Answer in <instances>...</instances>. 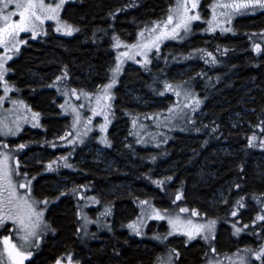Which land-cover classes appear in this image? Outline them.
<instances>
[{
    "label": "trees",
    "instance_id": "trees-1",
    "mask_svg": "<svg viewBox=\"0 0 264 264\" xmlns=\"http://www.w3.org/2000/svg\"><path fill=\"white\" fill-rule=\"evenodd\" d=\"M172 2L64 3L62 19L79 31L71 37L49 35L44 41L29 42L20 57L10 63L7 80L41 117L39 130L24 129L11 143H36L21 158L38 154L41 162H25L20 170L27 172L29 178L42 169L48 171L39 173L33 195L41 201L48 199L51 207L45 219L55 229L48 232L29 264H55L57 258L66 260L69 254L79 264H161L160 258L167 260L173 249L179 253L178 257L172 253L173 264H205L210 241L197 238L188 243L183 236H168L167 221L143 217L142 209L149 208L140 204L144 200H152L154 206H167L170 213L184 206L196 209L200 213L194 217L196 221L217 220L211 243L216 249L213 255L224 264L245 248L259 250L262 246L257 243V236L258 231L264 232V221L256 230L254 226L259 221L257 215L264 214V42L260 39L264 38V9L258 7L252 14L235 19L229 35L213 33L203 37L194 33L182 43L162 45L147 66L125 69L115 89V118L107 133L110 145L103 148L106 163H95L91 154L85 152L88 145L98 147L93 140L73 143L74 154L67 153L64 147L50 148L59 143L51 140L53 136L69 124L67 118L59 116L56 77L68 78L66 84L70 88L102 86L110 77L118 51L114 37L119 38L121 45L132 43L146 25L151 27L166 17L163 11ZM255 44L260 45V52L255 50ZM197 50L213 53L216 63L210 62L206 52ZM185 68L181 76H174L177 69ZM165 83L171 84L172 89H166ZM177 87L189 88L200 100L195 111L193 101L173 92ZM128 90H133L139 100L143 97L147 105L133 104L131 95L125 94ZM169 108L177 115L169 113ZM133 119H138L140 123L136 124L143 128H134ZM169 126H173V131L163 145L154 148L153 141H163ZM254 134L255 146H250L248 140ZM139 135L141 140L137 139ZM47 139L54 143H46ZM0 141H4L2 137ZM53 154L66 157L72 165L70 170H46L45 160ZM79 158L84 162L79 163ZM61 183L72 184L64 195L54 189ZM150 183L156 184L155 188ZM226 187L229 194L224 205L210 210L215 196ZM73 188L77 189L76 194L72 193ZM85 189L111 209L102 224L85 226L84 217L92 221L102 208L82 204L80 198ZM177 192L182 194L181 199L173 204ZM241 197L244 199L237 204ZM232 211L237 212L235 217ZM186 215L190 217V212ZM137 217L143 221L141 235L127 227ZM254 220L255 225H251ZM230 223L242 228L247 225L252 231L244 234V228L236 234ZM153 229L157 231L154 236H147ZM247 256L252 261L251 253Z\"/></svg>",
    "mask_w": 264,
    "mask_h": 264
},
{
    "label": "snow or ice",
    "instance_id": "snow-or-ice-1",
    "mask_svg": "<svg viewBox=\"0 0 264 264\" xmlns=\"http://www.w3.org/2000/svg\"><path fill=\"white\" fill-rule=\"evenodd\" d=\"M65 3V0H51V2H46V0H0V47L4 49L3 53H0V83L3 86L4 95H0V104H2L8 93L12 91L13 85H10L9 82L5 79L6 74L10 71L6 67L8 60L12 59L11 55H8L9 52L15 53L19 51V46L26 43L25 40L19 39L21 33H30L32 38H36L39 34H47L44 25L46 21H55L56 22V31H64L66 34L71 35L74 31H79L78 28H74L71 24L63 22L60 19V12ZM200 0H176L174 6H170L169 14L167 18L163 21H157L152 24L151 27L145 26L138 33V39L135 43L125 44L124 47L126 51L120 52L116 57V65L111 69L112 76L108 83L103 84L102 86H97L100 90L98 92H86L72 88L64 92L65 96H73L77 100L83 96V98L88 101V104L91 105L92 100H95V107L91 108L92 116L97 115V110L100 109L101 115L104 116L105 123L100 125V130L106 131L107 124L110 123L108 119L107 112L104 111L105 108L111 109L112 105L110 103H104L105 101H110L112 99L111 89L117 83V76L122 71L123 58L129 60H136V57H142L140 60H136L137 63L147 64L151 63L150 54H158L160 51L161 44L168 39H183L192 32V26L194 21H199L202 19L199 11H197ZM212 11V19L207 21L209 27L206 31L215 32L217 28H220V31L226 32L231 31L230 28L220 27L221 23H227L230 21L232 15L238 13L241 9L259 7L264 9V0H230V2H221V0H216L215 3L209 6ZM218 9L220 11H218ZM119 11V9L117 10ZM110 15H113L110 13ZM18 17V18H17ZM223 18V19H219ZM116 43L114 47L120 48L121 42L119 38L114 37ZM254 48L257 52L261 51L259 44H255ZM200 52H206V50H197ZM227 51V50H225ZM208 57H211V63H216V57L211 52H206ZM209 62V61H206ZM66 76L67 73L65 72ZM61 76L56 77V81H60ZM172 85L165 83V88L171 90ZM182 87V86H181ZM176 95H183L186 99H190L194 102V107L192 108L195 111L196 108L200 105V100L195 96V94L189 88H182L181 90L176 91ZM13 105H24L23 100H12ZM65 104L61 105V108H65ZM192 105H185V107H190ZM72 112L75 114L73 119L72 127L77 129L76 138H79L80 143H83V137H86L92 129L89 125L92 124V117H87L83 121V129H79L78 125L81 123V113L78 109H83L85 104L79 105H70L69 106ZM27 109V106L25 105ZM31 111L30 109H27ZM16 118L12 121H7L6 118H0V136H14L20 130V122L27 121V116H20L16 113L15 110H9ZM169 113H172L173 116L176 113L173 112L172 108L168 109ZM40 117V113L32 112L31 119L37 121ZM146 119L148 117H145ZM171 117H166L165 119H170ZM264 123V122H262ZM136 124V120L133 119V125ZM35 127L36 124H33ZM140 127H143L141 125ZM260 127V125H257ZM215 131V129H213ZM261 131H264V128H261ZM71 133H65V136H70ZM59 139L64 140L65 137H59ZM102 142L110 145V141L106 137H102ZM256 139L255 134L249 138L248 143L250 146H255L253 140ZM68 143H73L72 140H68ZM138 143L140 141H137ZM264 143V142H262ZM8 145L0 141V228H5L8 222H11L12 231L15 232V235L23 243L17 245L13 242L10 235H4L2 237L4 251L7 252L8 258L11 264H24V261L33 255L31 251L26 250V246L30 245L32 241L39 240L47 232H55L54 228H51L47 220L45 219V209L49 201L47 198L44 200H38L33 196L32 189V180L35 177L29 178L27 172H21V161L14 154L6 149ZM52 147H56L55 144ZM17 150L25 148L24 144H19L16 146ZM61 160L64 161V166L71 168L72 165L67 163L65 157H61ZM55 162H49L48 168L51 169L52 165ZM23 177V179H18ZM167 179H171L168 177ZM157 184L162 183L161 181H156ZM83 187V186H80ZM237 188L240 185H236ZM23 190V191H22ZM73 194L77 193V189L73 188ZM64 192H61L60 195H64ZM181 193L177 192L175 199L172 201L173 204L176 201L181 199ZM84 199L85 197H81ZM86 199L93 201L94 203H100L96 197H87ZM244 198L241 197L237 204ZM141 205H149V201L144 200L140 201ZM44 205L45 207H41ZM264 211V210H262ZM190 217H197L200 213L196 209L189 210L186 207H179L178 211L169 213L168 209H158L154 206L149 205V208L142 209V215L147 218H155L157 220H167L170 225L171 231L168 235H172L174 232L183 233L189 240L201 236L204 240L214 239V233L216 229L217 220L215 219H206L204 222H198L193 220L190 217H184L182 213H189ZM111 214V209L106 207L104 212L100 213L101 217H106ZM205 216L207 214H204ZM232 216H236L237 212L232 211ZM85 226L87 223H96L102 224L103 221L98 217L95 221H91L84 217ZM256 220L264 221V214H258ZM256 221L254 220L253 223ZM105 227H111L107 224H104ZM143 226V221L140 217H137V221L131 222L127 227L134 232L136 235H141V227ZM248 226L245 225L244 228ZM235 233L239 234L242 229L236 227V224H233ZM156 239H162L160 236H156ZM212 252H215V247H212ZM172 253H175L178 257L179 253L173 249L169 254L167 260L161 259V264H173ZM245 255H238L239 264H251V261L248 259L247 254L251 253L255 257L256 261H259L260 264H264V245H262L259 250H253L251 248L244 249ZM55 264H62V258H57ZM67 264H73L72 255L69 254L67 257ZM75 264H79V261H76ZM208 264H214L213 261H209ZM215 264H219V261H216Z\"/></svg>",
    "mask_w": 264,
    "mask_h": 264
},
{
    "label": "rangeland",
    "instance_id": "rangeland-1",
    "mask_svg": "<svg viewBox=\"0 0 264 264\" xmlns=\"http://www.w3.org/2000/svg\"><path fill=\"white\" fill-rule=\"evenodd\" d=\"M67 1L68 0H65V2H67ZM73 1H76V0H73ZM46 2H51V0H46ZM175 2H176V0H173L172 4L171 3L169 5L167 4L166 9L163 11V12H165L166 17L163 18V20H165L167 18V15L169 14V8H170V6H174L175 5ZM215 2H216V0H200V3H199L198 8H197V11H199L202 19L199 20V21H194L193 22L192 32L189 35H187L186 37H184L183 39H168V40H165L161 44V46L164 45V44H166V43H169V42L182 43V42H184L186 40H189L193 36L194 33H197V34H199L200 36H203V37L204 36H208L209 34H213V33H220L221 35H229L233 31V23H234V20L235 19L245 16V14H252V12H255L257 10V8H258V7H256L255 9H253V8L241 9L238 13L232 15L230 21H228L227 23H221L220 27H222V28H230L231 31L222 32V31H220V28H217L215 32H209V31H206V29L209 27L207 21H209L210 19H212V11H211V8L209 6L211 4H213V3H215ZM221 2H230V0H221ZM218 11H220V10L218 9ZM61 12H62V9H61ZM61 12H60V19H61V21L66 22L64 19H62ZM219 19H223V18H219ZM56 27H57L56 22L50 20V21H46L45 22V25H44V29H45V31L47 33L46 35L43 34V33H41L36 38H32V36H31L30 33H21L19 39L25 40L26 43L21 44L19 46V51L15 52V53H12V52H9L8 53V55H11L12 56V59L7 61L6 67L9 68L10 63L20 57L21 50L23 48H25L26 45H28L29 42H34V41H37V40L44 41V40L47 39V37L49 35H53L55 37H71V36H73L76 33V31H74L71 35H69V34H66L63 30L60 31V32H57L56 31ZM137 39H138V36L136 37V40L135 41H132V43H135L137 41ZM260 39L264 42V38H260ZM132 43H130V44H132ZM117 49H118V51L116 52V55H115V63L113 64L112 68H114L115 65H116V57H117V55L120 52H123V51H126L127 50V49H125L124 45H121V47L120 48H117ZM3 52H4V49L2 47H0V53H3ZM152 55H154V54H150V59H151ZM140 59H142V57H139V56L136 57V60H140ZM136 60H129L127 58H123L122 71L117 76V83L111 89L112 99L110 101H105L104 102L106 104L107 103H110L112 105V107H111L110 110L107 109V108L104 109V111L107 112V114H108V119H109L110 123L107 124L106 131H103V132L100 130V125L103 124V123H105V119H104V116L103 115L99 114L100 113V109L97 110V115L92 116L91 108L95 107V100L94 99L92 100L91 105H89L88 104V101H86L83 98V96H81V98L79 100H77L73 96H70V95L69 96H65L64 95V92L66 90L72 89V88L77 89L78 92L80 90H84L86 92H92V93L98 92L100 89L97 86H94V87L91 86V87H87V88L85 87L84 89H80L77 86H74V87L70 88V86H68V84H66V82L68 81V78H66V77H63L60 81H56V85L55 86H56L57 90L60 91V95H59L60 101H59V106H58V112L60 113L59 116L60 117L67 118L68 121H69V124L66 125V126H64L51 139L53 141L56 140V141L59 142L56 145L57 148L64 147V148L67 149V153H69V154H74L75 153L74 150L71 148V145L73 143H75V142L80 143V140H79V138H76V131H77V129H74L72 127L73 119H74V115L75 114L72 112V110H71V108L69 106L70 105H73V104H75V105L85 104V107L83 109H78V111L81 113V123L78 125V128L82 130L83 129V121L87 117H92V124L89 125V127L92 129V131H90L86 137H83V140L84 139L93 140L95 143L98 144V147L97 148H94V147H91V146L88 145L84 150H85V152H89V154H91L92 160L95 163H98V164L99 163L100 164L106 163V161L103 159V157H104V155H103L104 154V149L103 148L108 147V144L103 143L101 138L102 137H106L109 140L107 133H108V131H109V129H110L113 121H114V118H115V116H114V113H115V111H114L115 110V107H114L115 89L118 87V85H119V78L123 75L125 69H128V70L132 71L135 67L145 66L144 64L137 63ZM186 70H187V68H185L183 70H178L177 69L174 72V76H181ZM10 75H11V70L6 74L5 79L7 80V77L10 76ZM111 76H112V72L110 73V77L107 78L106 83H108L110 81ZM60 82H62V84L64 86L63 85H60ZM51 87L54 88L52 85H51ZM178 90H181L182 91V88L181 87H177V88L174 89L173 92L176 93V91H178ZM18 94H20V93L17 90V88L14 86L13 89H12V91L8 93V96L6 97L5 101L2 104H0V118H6V120L9 121V122L12 121V120H14L16 117L9 111L10 109H13V110L16 111V113L18 115H20V116H27L28 119H27V121H23L22 120L20 122V128H21V130L16 135H14V136H7V137L0 136V137L3 138V140H4L3 143H5V144H7L9 146L8 149H6V150L9 151V152H11V153H14L20 159L21 164H24L25 162H28V163H38V162H41V158L39 157L38 154H36V155H34V156L30 157V158H26L24 160H23V158H21L26 151H28L29 149H31V148H29L30 146H33L34 144H36L35 142H31V141L28 142L29 140H26L24 142H18V143H15V144H12L11 143L13 140H16L18 138V136H20L22 134V132L24 131V129H28L29 128V129L37 130V128L40 127V119H41V117H39L38 123H37V121H33L31 119V113L32 112H36V111L33 110V108H31L30 106H28V104L25 102V100L22 98V96H20ZM125 94L128 95V96L131 95V102L133 104H135V105L146 106L147 103H148L143 97H141L140 100L137 99V96L134 94V91L133 90H130V91L128 90V91H126ZM0 95H4L2 83H0ZM12 100H23L24 101V105H13L11 103ZM66 100H67V104L65 105V108H61V105L62 104H65V101ZM25 105L27 106V109H30L31 111H28L25 108ZM135 120L137 121L136 123H140V122H138V119H135ZM33 124H36V126L34 127ZM140 126L141 125L135 124L134 128H138V129L139 128H143V127H140ZM169 127L166 129V133H165V136L166 137H165V139L163 141L162 140H155V141H153L152 144H153L154 148H157L158 147V144L159 145H163V143L166 141L167 136H169V134L173 131V126H169ZM69 132L71 133V135L70 136H65V133H69ZM94 134H97V135L94 136ZM62 136L65 137L64 140L59 139V137H62ZM137 139H140L141 140V135H139V137ZM51 140L50 139H47V140H45V142L52 145L54 142L50 143ZM68 140H72L73 143H68L67 142ZM19 144H24L25 145V148L24 149H21V150H17L16 146L19 145ZM50 148L53 149L55 147H52L51 146ZM58 157L59 158H57V155L56 154L51 155L47 160H45L44 165H47L48 166L49 162H55V163H53L52 168L69 169L70 170L69 167H65L64 166V161L60 159L63 156L60 155ZM66 160H67V158H66ZM82 160L84 162V159L83 158H79L78 162L80 163ZM46 162H47V164H46ZM67 163H68V160H67ZM106 165L107 164H105V166ZM47 169H49V168L47 167L46 170ZM45 172H48V171H44L42 169V170H40L39 173L40 174H44ZM39 173H37V175H34L33 176V177H35V179L32 180V189H33V187H35V183L36 182H34V181L40 175ZM149 176H151V175H149ZM18 179H21L22 180L23 177H19ZM153 179H155V178H153ZM168 182L170 184L171 180H168ZM150 184H151L150 186L152 187V189L155 188V185L156 184H152V183H150ZM164 184L166 185L167 182H164ZM71 187H72V184L71 185L70 184L63 185V183H61L59 186H55L54 189L55 190H59L60 192H64L65 190H69ZM110 191H109V193H113L112 191L111 192ZM82 192H83L82 197H86V198L87 197H93V196L95 197V195H93L91 193V191H89V190H86L85 189ZM219 192L220 193H218L215 196V200L210 204V206H211L209 208L210 210L214 209L213 206H216V205L222 206L226 202L227 196L229 194L228 187H226L225 189H222V191H219ZM33 196H35V195H33ZM154 198L155 197H153V199ZM96 199H97V197H96ZM80 200H83L81 202H82V204L84 203L83 205L86 206V207H88V206H102V208L98 212L99 214L94 219H92V221H95L98 217L100 218V220H102L104 222L107 220L106 219L107 216L106 217H101L100 216V213L104 212V210L106 208V204L103 205L102 203H94L91 200H84L82 198H80ZM148 201H149V205L154 206V205H152V200L151 201L148 200ZM149 205H145V206H149ZM41 207H45V206L44 205H41ZM154 207L155 208H158V209H161V210L167 209V206H154ZM184 207H186V206H184ZM48 209H49V206L47 205L46 206V209H45V215L49 211ZM181 215L184 216V217H188V215H186V213H182ZM190 218H192L195 221L197 220L194 217H190ZM206 219H209V218H203V219H201L198 222H204ZM146 221H147V219H146ZM160 221L161 222H164V221H167V220L166 219L165 220H159V222ZM94 224L95 225H98L96 223H94ZM230 224L233 226V223H230ZM236 225L238 226V224H236ZM251 225H255V223L254 224H251ZM261 225H262L261 224V221H257L256 222V225L254 226V229L256 230L257 227L258 226H261ZM216 228H217V226H216ZM239 228H241L242 230L244 229V228H242V226H240ZM248 229L245 228V233L244 234L251 233V231H252L251 228H248ZM169 231H171V228H169L168 232H166L167 235H168ZM155 232H157V231L155 229H153V231L149 235H147V233H146V235L147 236H150V237H153ZM215 232H216V229H215ZM48 234L49 233L47 232L39 240H35L34 239L30 245H27L26 246V250L27 251H31L33 253V255H34L36 253V251H38V249H40V245L48 237ZM258 234L259 235L257 236V243H259L260 245H263L264 243L261 244V241H264V232L261 233L260 231H258ZM4 235H10L11 238H12V240H13V242L16 243L18 246L21 245L23 242L20 241L19 238L15 235V232L12 231L11 222H8V224L6 225L5 228H0V264H11V262H10V260L8 258L7 252L4 251V245H3V241H2V237ZM172 235L183 236L185 238L186 242H188V243L196 240L197 238H202L201 236H197L196 238H194L192 240H189L187 238V236H185L183 233H178V232H174ZM172 235H168V236H172ZM144 237H145V235H144ZM207 241H210L209 242V246H210L209 252L210 253L208 254V257L206 259V263L205 264H208V262L210 260L213 261L214 264H215V262L218 261V260H217V258H215V256L213 255V252L211 251V249L213 247L211 242H213V239H209ZM35 242H36L37 246L34 244ZM32 249H34V250H32ZM240 253H244V250L241 251V252H237L236 254H240ZM33 255L31 257H28L24 261V264H26L29 260H31L32 257H33ZM65 258H66V260H62V264H67V257H65ZM250 258L253 261V264H260V262L258 263V261L255 260V257L254 256H250ZM229 259H230V262H229L230 264H239L238 257H236V258L233 257V259L232 258H229ZM73 264H75V262H73ZM219 264H222V262H219Z\"/></svg>",
    "mask_w": 264,
    "mask_h": 264
},
{
    "label": "flooded vegetation",
    "instance_id": "flooded-vegetation-1",
    "mask_svg": "<svg viewBox=\"0 0 264 264\" xmlns=\"http://www.w3.org/2000/svg\"><path fill=\"white\" fill-rule=\"evenodd\" d=\"M67 2H70V3H71V2H73V0H68ZM67 2H65V4H66ZM17 18H18V17H17ZM40 125H41V124H40ZM39 129H40V127L37 128V130H39ZM50 207H51V206H49V208H50ZM240 254L243 255V253H240ZM240 254H237V255H236V254H235V255L233 254V255H232V259H233V257H235V258L238 257V255H240ZM6 258H7V257H6ZM30 261H31V260H29L26 264H29ZM223 261H224V259H223ZM229 262H230V259H228V260L226 261L225 264H230ZM222 264H224V263L222 262Z\"/></svg>",
    "mask_w": 264,
    "mask_h": 264
}]
</instances>
